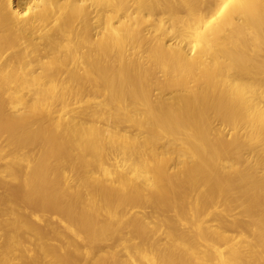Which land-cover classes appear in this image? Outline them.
I'll use <instances>...</instances> for the list:
<instances>
[{"label": "bare ground", "instance_id": "obj_1", "mask_svg": "<svg viewBox=\"0 0 264 264\" xmlns=\"http://www.w3.org/2000/svg\"><path fill=\"white\" fill-rule=\"evenodd\" d=\"M0 264H264V0H0Z\"/></svg>", "mask_w": 264, "mask_h": 264}]
</instances>
